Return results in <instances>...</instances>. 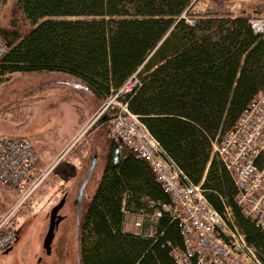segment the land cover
Segmentation results:
<instances>
[{
  "label": "trees",
  "instance_id": "1",
  "mask_svg": "<svg viewBox=\"0 0 264 264\" xmlns=\"http://www.w3.org/2000/svg\"><path fill=\"white\" fill-rule=\"evenodd\" d=\"M8 1L9 20L0 25L7 47L0 82L14 74H64L101 104L134 76L135 87L123 97L130 113L181 182L199 186L264 264V228L243 214L233 180L213 152L254 96L264 94V33L252 31L249 16L205 14L189 23L196 0L0 3ZM110 117L96 124L100 136L107 138ZM107 140L96 188L81 204L77 264H178L173 251L184 246L170 198L144 160ZM42 165L39 157L35 176ZM20 194L0 185V213ZM137 217L141 227L127 228ZM188 264L203 263L191 257Z\"/></svg>",
  "mask_w": 264,
  "mask_h": 264
},
{
  "label": "built area",
  "instance_id": "2",
  "mask_svg": "<svg viewBox=\"0 0 264 264\" xmlns=\"http://www.w3.org/2000/svg\"><path fill=\"white\" fill-rule=\"evenodd\" d=\"M248 24L254 33H264V16L248 18ZM6 52L0 37V61ZM136 83L132 76L105 98L97 117L110 113V139L124 144L144 160L170 198L169 211L179 221L184 246L183 251H173L177 263L188 264L195 257L203 264H261L243 237L207 203L200 187L181 182L180 172L165 159L156 140L130 113L123 97ZM111 104L115 105L109 107ZM108 107L113 110L104 115ZM213 152L233 180L237 190L235 201L243 214L264 228V94L254 96L232 129L213 144ZM38 160V154L26 140L0 137V185L21 191L20 197L0 213V254L16 242L14 217L46 177L44 172L34 175ZM259 161L263 163L261 167ZM159 215L155 212L154 218ZM140 226L137 221L133 227Z\"/></svg>",
  "mask_w": 264,
  "mask_h": 264
},
{
  "label": "rangeland",
  "instance_id": "3",
  "mask_svg": "<svg viewBox=\"0 0 264 264\" xmlns=\"http://www.w3.org/2000/svg\"><path fill=\"white\" fill-rule=\"evenodd\" d=\"M228 5L235 9L232 12L243 11L249 18L264 16V0H229ZM9 11V1L0 3V25L9 20ZM193 17L190 11L186 18L190 21ZM102 103L80 82L64 74H14L9 81L0 82V137L24 138L40 157L43 164L40 173H47L17 211L14 217L17 239L8 251L0 254V264H77L80 215L77 216L73 201L94 154L95 166L83 190L80 212L81 204L93 194L101 175L111 127L110 119L107 138L95 128L103 118L97 117ZM109 107L103 114L113 110ZM64 195L65 203L58 212L62 220L47 254L42 244L49 212ZM137 221L141 223L138 217L129 218L127 228Z\"/></svg>",
  "mask_w": 264,
  "mask_h": 264
},
{
  "label": "water",
  "instance_id": "4",
  "mask_svg": "<svg viewBox=\"0 0 264 264\" xmlns=\"http://www.w3.org/2000/svg\"><path fill=\"white\" fill-rule=\"evenodd\" d=\"M118 155H119V150L117 147H115L114 149V162H116L118 160ZM95 161H96V154L93 155V157L90 160V164L88 167V170L86 172V175L80 185V187L77 190L76 193V197L73 201V204L76 206L77 208V216L80 215V202L83 196V190L87 184V182L89 181L94 166H95ZM65 203V195L59 200V202L53 206L49 212V219H48V227H47V231L46 234L44 236L43 239V249L45 250V252L47 254L50 253V247H51V243L54 237V232L58 226V224L60 223V221L62 220V217L58 214V212L60 211V209L63 207Z\"/></svg>",
  "mask_w": 264,
  "mask_h": 264
},
{
  "label": "crops",
  "instance_id": "5",
  "mask_svg": "<svg viewBox=\"0 0 264 264\" xmlns=\"http://www.w3.org/2000/svg\"><path fill=\"white\" fill-rule=\"evenodd\" d=\"M245 1V0H242ZM229 0H196L190 11L193 12L194 16L205 15V14H227L230 13L232 15H240V13H234L232 10H235L233 6H229ZM238 7H241L240 3H237ZM249 7V6H248ZM189 11V12H190Z\"/></svg>",
  "mask_w": 264,
  "mask_h": 264
}]
</instances>
